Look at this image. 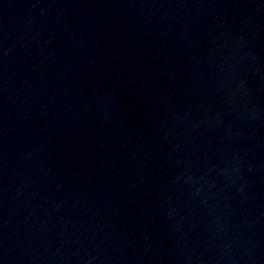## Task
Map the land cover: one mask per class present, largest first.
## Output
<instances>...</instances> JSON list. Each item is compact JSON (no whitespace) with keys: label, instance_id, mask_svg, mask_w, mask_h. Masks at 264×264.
Returning <instances> with one entry per match:
<instances>
[{"label":"water","instance_id":"water-1","mask_svg":"<svg viewBox=\"0 0 264 264\" xmlns=\"http://www.w3.org/2000/svg\"><path fill=\"white\" fill-rule=\"evenodd\" d=\"M0 264H264L234 0H0Z\"/></svg>","mask_w":264,"mask_h":264}]
</instances>
